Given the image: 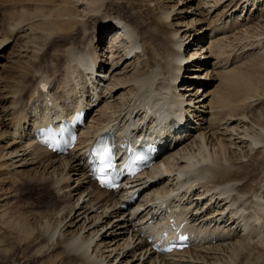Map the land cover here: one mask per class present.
Returning a JSON list of instances; mask_svg holds the SVG:
<instances>
[{
  "label": "bare ground",
  "instance_id": "6f19581e",
  "mask_svg": "<svg viewBox=\"0 0 264 264\" xmlns=\"http://www.w3.org/2000/svg\"><path fill=\"white\" fill-rule=\"evenodd\" d=\"M43 1L53 3L56 0ZM146 1L156 30L154 33L159 34L163 27L167 29L163 35L159 34L162 46L151 47L152 55L146 46L150 32H144L146 22H142L136 12H130L133 19L126 14L103 15L95 28L89 31L90 7L98 4L97 0H61V5L55 8L56 22H43L46 24V29H43L51 32L49 38H56L52 52L44 57L47 61L49 59L46 65L50 73L40 67L42 48L29 40L37 31L36 25H31L36 21L34 18H31L32 22L31 19L26 21L27 18H23L25 14H21L20 19L13 21L12 27L9 25L8 37L0 34V46L10 38L15 40L19 34L18 38H25L10 67L14 74L12 81L9 79L6 84L12 85H5L11 89L1 98V102L7 105L4 116L0 117V127H12L6 136L5 133L0 134V141L6 139L0 151L1 157L7 160L4 164L8 167L17 162L21 163L20 166L37 164L46 175L37 183L49 184L58 197H66L61 187L73 181L69 177L70 172L80 174L81 183L90 186L86 188V199L81 204L79 195L75 204L67 206L74 211L71 217L70 212L65 213L67 208H61L58 213L46 217L43 231L32 228L28 223L22 227L18 224L8 226L12 224V215L6 220L4 211H0V223L6 220V226L25 233L27 239L32 238L30 242H44L38 250L35 249L34 257L48 255L51 252L48 247L50 241L54 242L53 247L59 245L61 256L57 258L55 254L52 260L48 257L43 264H245L251 249L264 253L261 235L262 239L253 241L248 252L243 250L248 246L243 242L245 233L260 234L264 230V220L251 210L253 202L250 200L251 193L256 192L253 199L255 204L260 203L256 196L261 198L262 193L254 187L258 184L257 175L252 176L250 170L254 166L262 168L264 164L260 162L264 160L263 149H259L264 143V126L248 125L246 116L234 110L238 105L226 109L232 102L229 99L231 93L240 91L245 95L241 98L248 99L247 96L260 87L249 73L237 72L235 66L230 68L235 60L223 59L226 47L233 42H225L230 35L216 36L219 32L234 30L240 23V14L229 24L222 21L230 8L235 10L239 1L227 8L233 0H199L195 11L191 5L188 6L187 0H174V4H167L165 0ZM225 1L228 3L224 6ZM246 1L239 3L241 12ZM250 1L252 4L255 2ZM256 1L259 4L263 2ZM71 2L70 8L67 4ZM87 3L91 5L86 6ZM178 5L182 8L177 9ZM222 6L214 22V25L216 22L219 24L211 30L208 46L198 48L200 42L197 39L200 37H197V32L200 28L196 29L195 23L200 18L209 17L213 8L216 10ZM258 14V17L263 16L262 12ZM232 15L234 17L233 11L229 17ZM110 29L115 34L108 41L109 45L117 38L122 37V40L118 47L107 48L103 44V62L98 58L97 50L104 38H98L96 34ZM78 35L79 42H73ZM85 37H89L86 42ZM191 42L196 43L193 46L197 51L190 49L186 58L184 53L191 48ZM242 46L240 49H244L245 45ZM210 59L214 60L213 67H218V71L213 73L223 75V90L221 87V91L204 88L200 93L206 83L194 78L202 75L189 72L193 69L204 71V66L210 65ZM104 63L109 64L108 70ZM42 82L48 85L46 91L40 89ZM71 83L79 88L77 92L71 88ZM119 90L123 91L118 94ZM60 94L66 96L62 101ZM235 104L230 105L233 107ZM78 107L87 113L93 110V113L88 123L80 128L77 144L68 154L57 156L37 144L33 137L36 125L43 120L57 121L55 111L67 115ZM148 115L150 118L145 123ZM4 117H11L8 119L10 124L5 123ZM191 118L199 120L201 127H188L192 123ZM202 124L206 126L202 127ZM153 127L158 130L154 140L163 149L154 163L127 179L124 187L116 190L102 189L92 181L86 153L100 134L112 130L119 141H125L128 132L131 135ZM245 147L247 149L243 151ZM250 150L254 153L250 154ZM245 152H249L247 160L243 159ZM57 163L59 171L55 170ZM136 191L139 193L137 201H129ZM258 206L256 210L262 208ZM167 212L178 225L185 221L189 229L196 231L192 236L194 243L188 249L170 253L156 250V244L167 239L158 230H164L172 223L165 218ZM68 217L72 221L66 220ZM240 232L243 240H236Z\"/></svg>",
  "mask_w": 264,
  "mask_h": 264
},
{
  "label": "rangeland",
  "instance_id": "374dc122",
  "mask_svg": "<svg viewBox=\"0 0 264 264\" xmlns=\"http://www.w3.org/2000/svg\"><path fill=\"white\" fill-rule=\"evenodd\" d=\"M88 1L91 2V0H88ZM173 1L174 0H171V1L165 0L164 2H168L167 4H174ZM198 1L199 0H194V1L193 0L192 1L187 0L186 2L188 3V6L191 5L192 10L195 11ZM230 1H232V0H228V2H230ZM238 1H239V3H242L243 0H241V1L240 0H237V1L233 0L227 8H229L235 2H238ZM158 2H160V1H158ZM225 2L223 3L224 6L228 3L227 1H225ZM246 2L244 3L245 9L243 10V12H241L242 6H239L240 4L238 3L235 7V10L230 8L229 11H227V13H226L227 15L222 18V21L227 22L229 24L230 22L233 21V18L237 17V14H240L238 16L239 17L238 20L240 23H242L243 26L240 25V23H239L235 29L233 28L234 30H231L228 32H219L218 34H216V36L220 37V35L221 36L230 35L229 40H226L225 42L227 43V42L233 41L232 44L234 46L230 43L231 47H230V45H228L229 47L228 46L226 47V49H225L226 53L223 55V59H224V57H226L225 58L226 60L228 58H230V61L235 60L236 62L233 65H231L232 67H230V68L232 69L233 66H235L234 69H236L237 72L239 70V72L241 71L243 73H249L250 75H252L251 77L254 79V80L253 79L252 80L255 81L259 85L260 88H262V91H260L261 89L258 87L259 90H255V91L251 92V94H249L247 96L248 99L241 98V97H245V95H242L243 93L241 92L242 93L241 94L240 91H236V94H235V92H233V94L231 93V95L229 97V99L231 98L232 102H233V103L230 102V104H235V103L236 104H235V106L233 105V107H231V105L229 104L227 106L228 108H226V109H232L238 105L239 107L234 108V110H237V113L239 112V115L244 114L246 116V123L248 125L253 124L254 126H256V124H259L261 126H264V90H263V88H264L263 87V84H264V77H263L264 76V29H263L264 28V13H263L264 12V9H263L264 8V0L260 4L257 3L256 0L253 4L250 0H247ZM60 3H62L61 0L60 1L56 0L53 3H46V2L44 3L43 0H0V34L2 36H4V34H5L8 37L9 36V28H10L9 25L13 26V24H14L13 21L16 22V19L17 20L20 19V16H22L21 14H23V15L27 14V16L24 15V17H23L25 19L27 18L26 21H30L29 19L34 18L33 20H36V21L32 22V19H31L30 22H32L31 25L34 24L37 26V27L34 26V28L37 31H35L36 35L34 34L35 33L34 32L29 37V40L31 42L34 41V43H36V46L38 48H42V50H41L42 60H41L40 67L42 66L41 69L48 70V71H49V67L46 64H48L49 59L47 61V59H45L44 57H48L49 53L52 52L51 51L52 48L56 45L53 42V40L56 38H54V37H53V39L49 38L50 37L49 34L51 32H48L45 30L46 24L45 23L43 24V22H46V21L51 22L52 20L54 21L55 12L58 9V5H61ZM97 3L98 4H96L95 6L90 7L92 19L90 20V22L88 24V27H89L88 30L89 31H92L95 28V26L98 24L99 20L101 18H103L105 15L107 16L109 14L110 16H112V15L126 14L131 19H133L130 12L131 13L136 12L135 14H137L141 17L142 22L143 21L146 22V26H144V32H146V34H148L147 33L148 31L150 32L149 37H147V39H146V46L149 48V53L151 54V47L160 48L159 46H162L158 38L160 35H163L164 32H167V29L164 27L161 28L160 33H159L160 35L154 33L156 30L154 28L153 20L151 19V16H150L151 11L149 8L146 7V3H147L146 0H97ZM71 4H72V2L70 4H67V6L71 8V6H72ZM88 4L89 3H87L86 6L91 5V4H89V5ZM101 4L103 5V7H101L102 6ZM93 7H94V9H92ZM55 8H57V9H55ZM178 8H182L181 5H178L177 9ZM222 8H223V6L218 7L216 10L213 8L211 10L212 12L209 14V17H207V18L206 17L205 18L198 17V19L200 18V21L197 24L195 23V28L196 27H197L196 29L200 28V29H198V32H197V37L198 38L200 37L199 39H197V41L200 42L199 46H197L198 48H200L201 46H203L204 48L208 46V44L210 42V32H211V30L214 29V26L219 24L216 22L214 25V22L218 17L217 14L220 13ZM191 11H189V12H191ZM232 11L234 13V17H233V15L231 17H229V15ZM259 12H262L263 16L258 17L260 15V14H258ZM95 14H96V16H95ZM16 17H18V18H16ZM39 18H41V20H43V19L44 20L41 21ZM37 19H38V22H37ZM190 19H191V17H189V19H187V20L189 21ZM54 22H56V21H54ZM43 28H45V29H43ZM42 30H44V31H42ZM38 31H39V33H37ZM110 31H111V29L107 32H110ZM40 33H42V34H40ZM106 33L99 32L96 34V36L98 38L103 39L104 35ZM20 35L21 34H19L17 36L19 37ZM152 35H153V37H152ZM257 35H259V36L257 37ZM75 36H73V37H75ZM18 37L15 38V40H14V38H10L11 40L9 39L7 43L0 46V113H1L0 117L4 116L2 114H5L3 112L5 111V106L7 105L6 102H1V98L6 95V92L10 91L9 89H11V88L8 87L10 84L8 85L6 83L9 81V79L11 80V78L13 77V74H14V73L12 74L13 70H10V67H12L13 62L16 59L15 55H16L17 49L20 48L22 42H24V40H25V38H18ZM33 38H35V39H33ZM235 38L238 40L236 41ZM245 38H247V39H245ZM79 39L80 38L78 35V37H75V39H73V42L78 43ZM86 39H89V37H87V38L85 37L84 42H86ZM257 40H260L261 43ZM255 42H256V44H255ZM93 43H94V45H96V41H94ZM253 43H254V45H252ZM195 44H196L195 42H191V45H190L191 48H188L187 50H185L184 55L190 49H192L193 52H196L197 49H195L193 46ZM260 44L261 45L263 44V45L261 46ZM242 45H245L244 49H240V48H243ZM235 46H236V48H235ZM97 53H98V58L103 60V62H105V57L101 56V54L104 53L103 43L98 47ZM188 56H189V54H186V58ZM43 61L45 62V65H44ZM213 61H214L213 59H210V65L204 66L205 67L204 71H199L197 69H193L192 71L189 72V73H196L197 75H200V76L202 75V77L194 78V79L205 81V83H206V86L201 87V90L199 91L200 93L204 88H205V90H209V89L210 90H212V89L220 90L219 87H221L223 90V86H221V85H223L222 84L223 80L221 81V76H223V75L219 76V75L213 73L215 71H218L217 66L213 67V65H212ZM103 65L106 67V70H108L110 67L109 64H106V63H104ZM190 68H192V67H190ZM214 68H215V70H214ZM236 70H235V72H236ZM206 71H208L207 77H206ZM49 73H50V71H49ZM4 78H5V80H4ZM5 85H8V86L5 87ZM55 85H54V89L56 87ZM178 85H180V83ZM70 86L76 92L79 90V88L77 86H75V84H73V83H71ZM71 88H69V91L71 90ZM195 89H196V87L194 88V91H193L194 93L196 91ZM122 91L123 90H119L117 93L119 94ZM258 91H259V93H256ZM63 95L64 94H60V96H62L61 101L63 100V97H66L65 95L64 96ZM255 95H257V96H255ZM235 96L239 100H237ZM242 99H244V100L242 101ZM240 107H242V108H240ZM169 109H171V108H168L167 110H169ZM92 113H93V110H92V112H89V114L87 115L88 117L86 119V124L88 123ZM237 113H235V114H237ZM3 119H5L6 124H8V123L10 124V121L8 119L11 120V117H6V118L4 117ZM190 120H192V123H190L188 125V127L189 126H194V127H198V128H199V126L201 127V124H198V122H200L199 120L196 121L195 118H191ZM234 124H235V122H234ZM204 126H206V125L202 124V127H204ZM221 128L223 129V127H221ZM11 130H12L11 125H8V126L6 125L3 127H0V134L5 133V136H6L7 132H9ZM25 132L27 133V130ZM5 140L0 141V151L4 147ZM261 148L263 149V155H262V157H263L264 156V143L261 145V147L259 149H261ZM246 149H247V147H245V149H243V151H245ZM243 151H242V153H243ZM249 152H250V154H253L254 150L253 151L250 150ZM249 152H245L244 156L242 155L244 160H247V158L249 159V156L247 154ZM262 159H264V157ZM260 162L263 163L264 160H262ZM4 163H7V160L5 161V159H3L1 157V154H0V206H1L0 211H2V210L4 211V213H5L4 216L6 217V220H8V216H10V215H12L10 217L14 218V219L12 218V224H8V226L13 225V224L14 225L18 224V226L20 225L22 227L28 223L32 228L35 227L38 230L43 231L44 226H45L43 224H45V222L49 216L51 217L52 214L58 213L61 210V208L62 209L67 208V211L65 213L69 214V212H70L71 214L69 217H71L74 211L72 209H68L70 207H67V206L71 205V203H73V202H74L73 204H75L76 199L78 198L79 195H81V199L79 201L80 204L86 199V197H84L87 193L86 188H88L90 186L86 183H81L82 180H79V179H81L80 174L75 175L74 173L70 172L69 177H71V179H73V181L67 182L64 185L62 184L63 186L61 187V188H63L64 195L66 197H62V196L58 197L55 194V192H53V190L49 184L44 183L42 185V184L37 183V182H40V180L46 176L40 170V168L37 166V164H31L30 163V164L20 166L19 164H21V163L17 162L14 166L8 167V165L4 164ZM261 163H256V164H261ZM58 166L59 165L57 163L55 165V167H56L55 170L57 169L59 171ZM254 167L251 168L250 173L252 176L254 175V177L257 175L258 181L256 180L257 181L256 183L259 184V185L254 184V187L260 189V191L262 193H261V198L256 196L257 199L259 198L258 200L260 202L257 204H255V201H254L255 199H253L255 197L254 194H256V192L251 193V196L253 194V196L250 197V200L253 202L252 203L253 208H251V210L252 209L255 210L256 215L258 214L260 216V218H262L264 220V217H263L264 216V212H263V210H264V199H263L264 198V189H263L264 188V164H263L262 168H259V166H256L254 169ZM49 171L52 172V168H50ZM67 171L68 170H66V173H69V171L68 172ZM259 177H261V178H259ZM28 178L34 182H31V181L27 182L26 180H28ZM78 184H81V188H78ZM259 186H261L263 188H261ZM66 192H68V193H66ZM254 204H255V206H254ZM260 204H261V206H260ZM256 205L257 206L259 205L258 207H260V208L262 207L260 209L261 211L255 209ZM10 212H11V214H10ZM5 217L3 219H5ZM69 217L66 220H70L71 218L69 219ZM5 221L0 223V264H43V262H45L46 259L50 258V260H52L51 258H53V256L57 255V258L59 256H61L60 254L62 251H61L59 245H55V247H53L54 242L50 241L48 244V247H49V250L51 252L48 255L42 256L41 257L42 259L40 257H34V254L38 250L37 248H39L40 244L41 245L44 244V242L43 243L38 242V244L34 243L33 241H32L33 243L30 242L29 240H31L32 238L27 239L26 238L27 236L25 235V233H22V232L18 233L16 231V229L13 230L12 228L6 226ZM70 221H72V220H70ZM107 228H109V227H107ZM104 230H106V229H104ZM241 234L242 233L240 232L237 235L236 240L242 239L240 237ZM262 234L264 235V230L260 234H255V233L251 232L249 234L245 233L243 235L244 236L243 242L248 244L247 248L243 249L244 253L248 252V250H249L248 247H251L253 245V241L264 238V236ZM260 235L262 238L259 237ZM34 236L36 237V235H33V237ZM35 249H37V250L35 251ZM34 251H35V253H34ZM263 254L264 253H262L261 251H258L257 249H253V250L251 249V255H248L250 259L248 258L246 261L247 263H245V264H261V263L264 264V255ZM114 264H116V263H114Z\"/></svg>",
  "mask_w": 264,
  "mask_h": 264
},
{
  "label": "snow or ice",
  "instance_id": "6c2138e0",
  "mask_svg": "<svg viewBox=\"0 0 264 264\" xmlns=\"http://www.w3.org/2000/svg\"><path fill=\"white\" fill-rule=\"evenodd\" d=\"M94 155L98 156L99 161L101 163V171H103L105 168L110 167V157H109V150L107 147H103L101 149H97L94 152Z\"/></svg>",
  "mask_w": 264,
  "mask_h": 264
}]
</instances>
